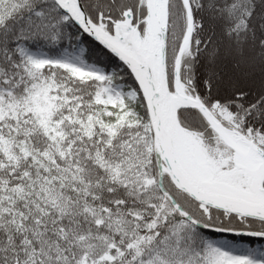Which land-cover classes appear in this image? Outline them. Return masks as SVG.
<instances>
[{
    "label": "snow or ice",
    "instance_id": "1",
    "mask_svg": "<svg viewBox=\"0 0 264 264\" xmlns=\"http://www.w3.org/2000/svg\"><path fill=\"white\" fill-rule=\"evenodd\" d=\"M0 264H264V0H0Z\"/></svg>",
    "mask_w": 264,
    "mask_h": 264
}]
</instances>
